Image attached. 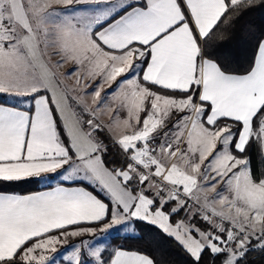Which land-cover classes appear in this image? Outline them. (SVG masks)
I'll return each instance as SVG.
<instances>
[{"label":"snow or ice","instance_id":"6c2138e0","mask_svg":"<svg viewBox=\"0 0 264 264\" xmlns=\"http://www.w3.org/2000/svg\"><path fill=\"white\" fill-rule=\"evenodd\" d=\"M252 3L0 0V96L33 102L32 111L0 103V182L58 174L108 201L84 187L0 192V264H56L69 238L97 233L99 244L81 239L61 259L157 264L136 251L107 254L106 234L133 221L173 237L192 264L205 253L244 264L264 252V173L245 155L256 147L264 156V39L243 73L205 54L226 13ZM69 63L71 90L59 72ZM101 133L125 154L124 168L106 166ZM181 211L191 219L173 226Z\"/></svg>","mask_w":264,"mask_h":264},{"label":"trees","instance_id":"16d2710c","mask_svg":"<svg viewBox=\"0 0 264 264\" xmlns=\"http://www.w3.org/2000/svg\"><path fill=\"white\" fill-rule=\"evenodd\" d=\"M229 16L228 22L218 25L214 29L215 35L206 46V55L235 73L246 71L252 61L257 43L264 39V0H253L251 6L238 8L226 13ZM223 20V18H222ZM0 102H6L0 96ZM31 110V109H30ZM100 139L107 147L103 154L105 164L110 169H122L129 162L120 147L113 143L107 133H101ZM250 158L251 167L255 176L264 173V156L256 147L245 153ZM89 187L99 197L107 201V198L91 185L79 182ZM39 179H26L18 182H0V192H12L28 194L41 190ZM146 194L151 195L150 192ZM179 218L191 219L187 211H181L179 215L172 218L177 222ZM201 226L199 219L193 221ZM95 227L96 225H92ZM138 234L135 236H117L113 239L112 245L115 249H126L148 254L157 261V264H192V259L184 248L173 237L165 234L157 226L144 221H135ZM202 264H219L213 260L210 254L205 253ZM244 264H264V252L260 250L251 251Z\"/></svg>","mask_w":264,"mask_h":264},{"label":"rangeland","instance_id":"374dc122","mask_svg":"<svg viewBox=\"0 0 264 264\" xmlns=\"http://www.w3.org/2000/svg\"><path fill=\"white\" fill-rule=\"evenodd\" d=\"M81 7H85V6L82 5ZM58 9H60V8H58ZM50 54H51V50H49V55ZM59 59H60L59 56H51V61L53 63L56 60H59ZM74 67H75V65L69 63V64L64 65V67L59 70L60 74H62V76H60V77L62 78L64 76L66 81L68 82V83L64 82V84L69 88V90H71V88L74 85V82H75L77 77L76 76H72L71 78H66V74L68 72H70ZM97 83H99V79H97L95 81H92V87H89L87 89V91H92V88H94ZM106 87H105V91H107ZM113 87H115V85H113ZM107 89H108L107 92L111 91L110 88H107ZM70 95H76V93H72L70 91ZM2 97H4V99L7 100V101L10 100V101H12V102H14L16 104H20V105H29L31 103V100L27 99V98H17V97H7V96H2ZM120 114L125 116V113H123V112H121ZM178 118H179L178 116L174 117V119H178ZM169 127H171V125H169ZM183 148H184V144L182 143L181 144V149L183 150ZM46 178H48V179L46 180ZM58 178L59 177H57V175L54 174V175H51V176H47V177H45L43 179H39V183H41V182H51V181L53 182L54 180H56ZM41 180H44V181H41ZM219 187H222V185L219 186ZM219 187H218L217 190H219ZM181 220L187 221V219H184V218L180 219L179 218V220H177V222L181 221ZM175 223L176 222H173V226H175ZM196 226L199 227V225H197V224H196ZM137 234H138V229L135 226V221H133V226L132 227H127L126 226L120 232H113L111 234H106L107 239L104 241V247L107 250V254H111L114 251V249H115V247L112 245V241H113V239L115 237H117V236H135ZM99 236H100V234L97 233V237L96 238H93L92 236H85V237H82V238H69L68 244L64 245L63 247H60L58 249V254H52V255H56V257H57L56 262H70V261H67V260H62L61 256L62 255H66L71 250V246L72 245L79 244L81 239L89 240V241H92V240L95 239L96 243L99 244L100 243ZM105 258H107V255L105 256Z\"/></svg>","mask_w":264,"mask_h":264},{"label":"crops","instance_id":"0c3cea01","mask_svg":"<svg viewBox=\"0 0 264 264\" xmlns=\"http://www.w3.org/2000/svg\"><path fill=\"white\" fill-rule=\"evenodd\" d=\"M60 7L61 6L54 5V8H56V9H58ZM60 76H62V74H60ZM61 79L63 80V82H67L64 76ZM106 90L108 91L107 87H106ZM88 92H91V91H88ZM102 95H103V93H102ZM23 98H27V99H30L31 100V98H29V97H23ZM88 99L90 100V97H88ZM0 103H3L5 106L17 107L20 110H26V111H32V104H33V102L31 101V103L29 105H20V104H16V103L12 102L10 100H8V101L6 100V102H0ZM112 115H115V113H113ZM120 117H121V119L125 118V116L122 115V114H120ZM108 122H109V118L107 116L104 117V123L107 124ZM51 175H54V174H49L48 176H51ZM56 175H57V177H59L58 174H56ZM47 179L48 178H46V180ZM41 181H44V180H41ZM79 182H84V181H80L78 179L62 180V179L58 178V179L54 180L53 182L51 181V182H41V183H39V185L42 187V189L39 190V191H36V192H32V193H28V194H19V193H12V192H3V193H7V194H18V195H30V194H34V193H37V192L50 191V190H52L53 188H55L57 186H60V187H69V188L84 187L88 191H92L89 187H87L85 185H82ZM84 183H87V182H84ZM92 192H93V194L97 195L94 191H92ZM99 198H101V197H99ZM102 200H104V199H102ZM104 202H106V201H104ZM115 250H125V251H129V250L120 249V248L114 249V251ZM56 264H70V262H56Z\"/></svg>","mask_w":264,"mask_h":264}]
</instances>
